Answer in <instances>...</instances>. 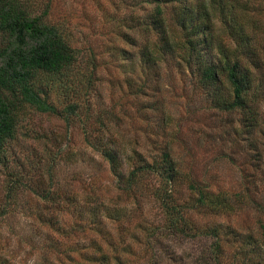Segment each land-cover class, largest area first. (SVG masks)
Returning <instances> with one entry per match:
<instances>
[{
    "label": "rangeland",
    "instance_id": "374dc122",
    "mask_svg": "<svg viewBox=\"0 0 264 264\" xmlns=\"http://www.w3.org/2000/svg\"><path fill=\"white\" fill-rule=\"evenodd\" d=\"M26 1L39 13L50 8L51 21L64 24L72 45L84 50L91 64L70 83H51L49 90L48 99L59 110L78 103V115L67 120L63 113L21 110L19 134L8 147L9 167L0 164V207L8 205L0 220V264H102L100 248L111 255L109 264H214V240L206 231L219 224L225 259L264 264V0H173L165 8L172 38L187 34L180 19L212 23L209 40L199 33L205 62L218 63L223 50L238 53L236 36L249 39L260 65L244 63L261 90L250 92L246 107L233 110L214 101L234 98L225 76L220 74L221 83L207 84L198 60H183L180 47L164 58L156 33L129 25L144 18L150 22L154 5L143 0ZM205 4L214 6L211 16L205 15ZM147 51L162 61L147 63ZM101 141L117 150L124 179L146 167L130 196L121 193L120 177L103 155ZM170 161L178 172L174 203L196 204L199 193L190 189L191 182L215 194L226 191L232 203L230 208L190 209L186 217L198 235L168 229L150 235L152 227L165 228L159 175ZM10 173L24 184H56L60 192L76 196L79 207L54 208L25 187L11 201ZM92 195L102 205L95 227L89 224ZM111 212L123 219L110 218ZM38 213L55 216L58 231L40 224ZM77 221L84 229L75 230ZM250 235L258 238L259 253L250 255L253 261L244 256L242 263L238 250Z\"/></svg>",
    "mask_w": 264,
    "mask_h": 264
},
{
    "label": "trees",
    "instance_id": "16d2710c",
    "mask_svg": "<svg viewBox=\"0 0 264 264\" xmlns=\"http://www.w3.org/2000/svg\"><path fill=\"white\" fill-rule=\"evenodd\" d=\"M172 1L143 0V2L154 5L153 11L148 13V17H151L152 20L147 22L146 18H144L136 24L129 25L144 33H156L159 38V46L161 47L159 53H162L164 58L168 53L172 54L171 52L180 47L184 51L183 60H186V62H191L192 59L198 60L207 84L221 83L223 81L222 77L225 76L232 86L234 98L226 103L221 101L220 98H216L214 100L216 104L229 110L246 107L248 105L247 96L250 92L256 90L257 87L254 84L255 80L252 71L248 69V65L244 61L245 59L249 62L252 60L254 65H260L259 56L257 57L258 53L250 45L249 39L236 36L235 38H238V53H229L230 51L223 50L220 52L221 55L218 63L215 61L205 62L203 54L199 49V45L202 43L199 33L202 30V33L205 35L203 39L209 40V30L212 23L200 24L195 22L187 24L186 20L180 19L178 22L187 34L181 40L178 37L172 38L169 33L170 23L165 17V8ZM186 9L191 14L192 7L189 6ZM212 9H214V6L205 4V15L211 16L210 11ZM200 13L203 16L201 10ZM49 17L50 8L48 7L39 13L26 0H0V35L4 41L0 48V164H3L6 168L9 167L8 147L11 141L17 139L19 125L22 120L20 114L24 107L30 106L38 113H52L55 115L63 113L64 118L67 120L71 119L72 115H78L79 112L78 103L68 104L64 110H59L48 99L49 90L52 88L51 83H70L72 77L90 67L91 61L86 57L84 50L72 45L69 32L66 31L64 24L52 22ZM245 24L244 21L241 23L243 27ZM125 36L133 39L129 33L125 34ZM243 55H245V58H242ZM144 56H146L147 63L154 62L156 65H158L157 61L163 58L162 56L153 58L150 56L149 51L144 52ZM127 59L132 60V57H127ZM92 74L93 72L88 73V75ZM90 79L91 76H89ZM80 81H82V77ZM260 90L261 88L257 89V93ZM253 118L255 117L253 116ZM254 120L249 121L250 125H255ZM101 143L100 147H102L103 155L111 164L112 171L120 177L121 193L130 196V192L136 190L137 178L140 177V173L146 167L139 166V169H135L130 173L128 178L124 179L123 173L120 170L121 160L117 150L113 149L110 144L103 145L102 141ZM168 156L169 153L166 152L165 157L167 158ZM160 172L159 176L163 180L160 182L161 194L158 199L164 207L162 223L164 222L165 228L164 226L152 227L150 233L152 237H154L157 231L165 232L167 229L173 234L198 235L199 231L192 224L191 220L186 217L190 209H204V207L205 209H210L211 207L230 208L232 205L230 200L228 201L226 191H218L215 194L214 192H210L208 186L201 188L196 182L189 184L191 190L199 193L196 204L192 205V207L190 204L178 205L174 203V185L178 173L175 169V163L170 161L168 167L160 170ZM9 175L7 196L11 201L17 197L19 191L24 193L21 189L25 187L46 203L53 205L54 208L66 205V208L76 210L75 208L79 207L78 203L80 201L76 200V196L68 190L60 192L56 188V184H51L48 188H41L40 185L24 184L19 178H13L11 173ZM30 182L32 183V181ZM92 197V209L90 211L93 218L89 224L91 227H95V223L99 225V215L102 205L98 203V197L95 198V195H92ZM7 203H10V201ZM7 207L8 205L0 207V220L5 215ZM80 211L81 209H79V214L82 215V211ZM111 213L112 216L110 215V218L123 219L119 217V214H115V212ZM37 216L41 221L40 224H47L52 230L59 229L55 216H46L41 213H38ZM77 223L78 221L74 225L75 230L78 228L84 229L85 226H80ZM219 225L207 228L206 231L207 234L212 235L214 240L210 246V250L214 256V264H239L236 261L237 259H225ZM262 225L264 232V224ZM257 239L251 235L247 236L246 243L240 246L238 251L241 256L243 255L240 257L242 263L246 261V258H243L244 256L247 255L248 260L253 261L249 259L250 255L259 253L258 247L260 244L258 245L259 241ZM108 246L114 250L118 247L112 240H109ZM98 251V253L101 252V263L109 264L111 255L107 254L108 252L104 248H100Z\"/></svg>",
    "mask_w": 264,
    "mask_h": 264
}]
</instances>
